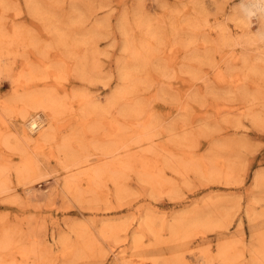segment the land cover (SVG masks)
<instances>
[{
    "label": "rangeland",
    "instance_id": "1",
    "mask_svg": "<svg viewBox=\"0 0 264 264\" xmlns=\"http://www.w3.org/2000/svg\"><path fill=\"white\" fill-rule=\"evenodd\" d=\"M240 4L0 0L5 262L263 264L264 25Z\"/></svg>",
    "mask_w": 264,
    "mask_h": 264
},
{
    "label": "clouds",
    "instance_id": "2",
    "mask_svg": "<svg viewBox=\"0 0 264 264\" xmlns=\"http://www.w3.org/2000/svg\"><path fill=\"white\" fill-rule=\"evenodd\" d=\"M239 13L249 24L256 20L264 25V0H241ZM254 35L259 43H264V28L258 29Z\"/></svg>",
    "mask_w": 264,
    "mask_h": 264
},
{
    "label": "bare ground",
    "instance_id": "3",
    "mask_svg": "<svg viewBox=\"0 0 264 264\" xmlns=\"http://www.w3.org/2000/svg\"><path fill=\"white\" fill-rule=\"evenodd\" d=\"M127 42H129V41L127 40ZM36 102H37V100H36ZM37 103H40V102H37ZM28 120H29V128L31 129V131H33V130H40L42 128V126L44 125V122L46 121V118H44L38 112L30 111L28 113L27 121ZM41 134H43V132H41ZM91 175H92V173H91ZM6 246H8V244ZM219 249H220V255H223L224 257H226V249H225V247L221 246ZM5 261L6 260H4V259H2L0 257V264H18L15 261H13V262H8V261L5 262ZM30 262L27 260V262L23 263V264H33L34 263V262L33 263H30ZM260 263H262V262H260ZM19 264H21V263H19ZM263 264H264V261H263Z\"/></svg>",
    "mask_w": 264,
    "mask_h": 264
}]
</instances>
